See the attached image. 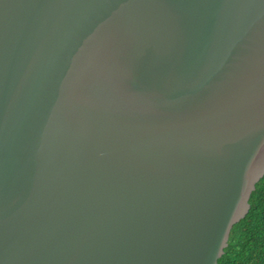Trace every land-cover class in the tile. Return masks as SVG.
Returning a JSON list of instances; mask_svg holds the SVG:
<instances>
[{"label": "water", "instance_id": "1", "mask_svg": "<svg viewBox=\"0 0 264 264\" xmlns=\"http://www.w3.org/2000/svg\"><path fill=\"white\" fill-rule=\"evenodd\" d=\"M264 185V0H0V264H224Z\"/></svg>", "mask_w": 264, "mask_h": 264}, {"label": "trees", "instance_id": "2", "mask_svg": "<svg viewBox=\"0 0 264 264\" xmlns=\"http://www.w3.org/2000/svg\"><path fill=\"white\" fill-rule=\"evenodd\" d=\"M224 264H264V185Z\"/></svg>", "mask_w": 264, "mask_h": 264}]
</instances>
